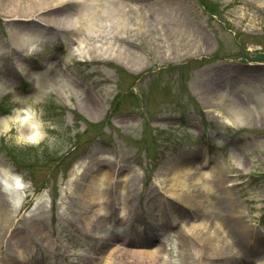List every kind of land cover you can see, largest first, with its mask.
<instances>
[{"label":"rangeland","instance_id":"obj_1","mask_svg":"<svg viewBox=\"0 0 264 264\" xmlns=\"http://www.w3.org/2000/svg\"><path fill=\"white\" fill-rule=\"evenodd\" d=\"M2 2L0 120L29 105L43 138L31 143L14 122L8 131L0 126V165L23 179L16 194L25 196L11 219L0 218V264H102L116 244L129 247L138 238L151 240L147 250L166 246L156 264H236L241 258L264 264V107H252L251 120L236 126L227 122L233 113L226 100L250 79H260L258 90L240 89L264 98V0H134L156 26H129L124 34L103 28L91 42L104 46L109 40L111 51L141 56V69L114 57L71 56L64 38L70 34L39 19L62 9L60 0H49L35 17L32 11L15 16ZM78 3L55 15L74 13ZM167 24L187 28L177 36ZM210 87L224 89L218 101L209 99ZM76 165L81 171L73 175ZM211 166L224 176L227 200L238 203L248 224V244L234 239L238 260L202 255L196 240H188V253L176 232L202 222L233 230L215 201L222 190L203 200L207 211L173 197L178 170ZM94 176L102 177L108 192L103 227L89 224L91 210L100 207L86 199ZM41 195L44 201L37 203ZM111 195L114 208L105 206Z\"/></svg>","mask_w":264,"mask_h":264},{"label":"bare ground","instance_id":"obj_2","mask_svg":"<svg viewBox=\"0 0 264 264\" xmlns=\"http://www.w3.org/2000/svg\"><path fill=\"white\" fill-rule=\"evenodd\" d=\"M5 1L15 16L20 13L22 14L21 16H25L27 12L32 11L35 13V17L39 16V11H42V14L46 12L42 9L46 8L49 0ZM78 1L79 6L74 13H67L62 18L59 17L60 14L55 15L66 9L68 11V9ZM154 1L159 3L157 0ZM46 3L47 5L45 6ZM0 4H3L2 0H0ZM58 4H61L60 6H64L60 10L55 9V11L51 13L52 17L46 18L42 15L39 19H42V22L43 20L47 21V23L43 22L42 26H62L63 34H70L68 36L64 35V38H66V48L71 56L84 60L99 58L101 56L114 57L115 60L129 69H141L144 67V61L141 56L136 58L133 57L131 59L124 53H115L111 51L112 49L110 45L112 42L109 40L107 41L108 45L104 46H101L96 42H91L92 39L103 32V28H106L108 31L110 29H116L119 33L124 34L129 30V26H156L151 15L145 16L146 11L143 9V5L140 6L139 2L136 3L133 0H60ZM65 4L70 6L66 8L67 6ZM18 26L26 25L20 23ZM166 26H169L168 28L171 32L175 31V35L177 36H182V32L187 28L186 26H177L173 28L169 24ZM138 28L141 29V27ZM72 34L75 36L73 37ZM19 38L20 41H23L27 38V35L23 34ZM259 80L256 79L252 81V79H250L248 82L249 86H245L244 84L243 85L245 87H242L243 85L236 86L232 89V93L228 94L226 99L229 108L228 110L233 113V117L230 119L231 121L229 119L227 120L228 123L236 126L243 124L241 122L246 123L251 120L253 116V112L251 111L252 107H256L258 109L264 107V98L261 99L257 96L258 94L253 96L252 92L248 93L244 92L243 89H240V87H242L250 90H258V85H260ZM235 83L236 82H234V84ZM222 86H224V83ZM211 88L212 87H210V91L207 92L209 99L218 101V98L220 97V95H218L220 94L218 91L221 90L220 92H223L224 89L212 88L211 90ZM89 105H92L95 109L98 107V103L93 98L89 100ZM11 122L15 123L20 136L25 141L39 143L42 140L43 135L41 123L37 118L36 112L31 108V106L24 105L23 107L17 108L14 114L9 116V118H2L0 120V126L4 131H8L11 128ZM185 168L178 170L176 174L173 175L174 182L171 186L174 190L173 197L183 204L192 206V209L204 208V210L207 211L205 206L202 207L204 204L203 200L205 198H212L211 191L216 192L222 190L223 194L221 195L223 197L217 196L215 201L217 203V208L222 212L223 219L229 220L230 228L233 229L231 231H227V228L223 226V223H221L218 224V230H213L206 222H202L197 225L192 224L191 229L187 230L179 228L176 232L182 243L185 245V250L190 253L193 248H191L188 244V240L189 242L196 240L197 242L195 243L194 241L193 244L200 249L202 255L208 254L215 260H219V258L238 260L240 256H238L236 252L237 245L234 243V239L240 240V243L242 241H246L243 243L246 246L248 244V236L247 240L244 236L246 235L245 231H249V228L244 218H242V215H240L238 203L235 204L236 202L227 200V193L230 191L226 189L227 186H225V182H223L224 176H222L219 169L216 171V168L213 166H211L210 169L202 167V170L200 169L196 173L188 167L186 169ZM210 170L212 173L215 172L217 174L216 176L218 177V181L211 179L213 174ZM80 171L81 168L79 165H76L72 174L75 175L80 173ZM110 173V171H103V174L108 176ZM1 180L5 181L6 184H4ZM21 182H23V180L19 175L12 173L9 169L0 165V189L5 198V200L3 198V200L0 201V218H8L9 220L15 213L22 209L25 196L24 194L23 196L16 194V190L18 188L16 185ZM87 190L86 199L89 204L88 206L92 205L93 207L94 204L100 205L98 211L91 210V213H93L89 217V224L91 226L97 225V227H103L106 223L105 218L109 215V213H104L103 206H101L104 202V197L108 194V192L104 189L102 177L94 176L90 181V184H88ZM111 190H113V188ZM43 201L44 197L42 196L37 199V203H41ZM105 204V206L114 208L116 199L113 198V195H111ZM224 211H229L230 213L223 214ZM122 218L124 221H129L126 214H122ZM206 219L208 218H205V220ZM168 220L169 219L163 221L168 223ZM164 226L165 225L163 223V231H165V234L169 233L168 229L166 230ZM220 231L223 232V234L226 233V236L222 237ZM141 233L142 235L146 234L144 230H142ZM230 237L233 238V243L232 241L231 243L229 242ZM109 241L111 242V240ZM147 241L141 238L130 239L129 242L132 246L129 247H121L120 243L116 244L115 248L109 252L102 264H124L125 262H132L133 260L137 261L139 264H156L161 257L164 258L163 252L166 251V246H164V244H157L150 250H147L144 247L150 245L151 243ZM97 260L98 258L94 261ZM235 263L254 264L246 263L243 258L238 261L235 260Z\"/></svg>","mask_w":264,"mask_h":264}]
</instances>
